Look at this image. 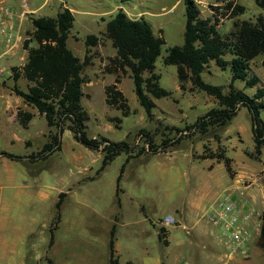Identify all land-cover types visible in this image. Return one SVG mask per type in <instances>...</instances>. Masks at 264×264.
Listing matches in <instances>:
<instances>
[{
	"label": "rangeland",
	"instance_id": "obj_1",
	"mask_svg": "<svg viewBox=\"0 0 264 264\" xmlns=\"http://www.w3.org/2000/svg\"><path fill=\"white\" fill-rule=\"evenodd\" d=\"M262 1V7H258L254 0H196L195 4L200 18H208L211 21L216 19L217 32L219 35H224L232 30V23L235 21L254 22L257 17L264 19V0ZM62 3L74 10L71 14L73 17L72 27L69 30L65 45L71 54L78 59H81L84 53L83 40L85 37L87 35L98 36L102 33L104 23L118 10L131 14L142 13V18L149 24L153 35H159L163 41L159 55L154 62V73L159 75V87L168 91L171 96L158 100L152 99L156 106L153 110L152 120L149 121L145 117L142 108L137 104L132 92L131 81L130 83L124 81L121 85L123 96L131 112L125 117H121L118 111L109 109L104 105L103 93L99 83L94 81L93 84L85 86L88 98L83 97L80 101L81 106L88 115L85 124L86 137H104L111 142L125 140L135 151L145 144V140L142 137L140 138L141 135H138L141 129L151 135L152 143L156 145L160 142L162 133L166 137L173 136V133L167 132L164 127L174 126L169 125V121L172 119L171 116H178L177 110L183 106L180 105L181 98H178L180 94L177 91L175 68L163 65L162 58L165 56L166 49L173 46L179 47L183 43L184 8L182 0H25V7L34 10V18L54 17ZM228 3L231 6L226 9ZM5 5L11 8L15 14L24 9L22 0H5ZM233 6L241 7L242 13L231 18V7ZM22 26L29 27L30 25L28 21H25ZM14 29L16 30V28ZM21 54L22 52L19 50V54L12 58L11 63L18 64V56ZM263 61L264 59L261 56H257L248 64V75H254L258 79V84L255 87H245L240 80H235L232 83L233 89L248 97H251L257 88L262 89L263 96L260 102L263 108L259 110V119L262 123H264ZM93 68L85 66L83 72L88 74L94 70ZM230 77L231 73L228 67L221 70L213 63H209L200 73L202 82L220 87L223 94L228 92ZM108 79L109 77H105L103 83H106ZM185 87L188 88V85L186 84ZM198 94L200 95H198L200 97L198 98L199 102L195 103L193 108L183 107V123L185 124L193 122L196 117L215 106L214 100L205 93L199 91ZM105 116L117 118L119 127L114 128L111 123L106 122L104 120ZM174 124L178 125V129L183 128V124L175 121ZM44 128V121L40 119L33 128L26 132H19V135L30 134L29 147L24 148L23 145L13 142L8 151L19 155L24 150L31 153L39 149L43 143L42 131ZM226 128L229 131L238 132L241 139V142L237 144L238 148L252 152L250 120L244 108H240L236 116L227 123ZM211 135L212 131L204 138H210ZM60 143L61 151L59 153H54L46 161L39 162L34 168L27 171L34 172V169H39L38 173H42V178L38 182L39 186L58 187L62 190L70 189L61 208V218L63 217L65 222L56 232L52 233L57 249L55 246L47 252L45 251L49 239L48 232L46 229L37 228L36 231L34 230L35 235L28 243L29 247L35 245V250L29 248L28 253L21 262L22 264H47L44 260L46 257L52 264H108V217L117 211V209L115 210L113 188L119 167L125 160V155L119 154L115 157L92 181L78 182L77 184L79 180L77 174L80 173L81 168L87 166L95 171L99 167L100 159L94 152L73 141L68 132H64L60 137ZM193 143V147L196 149L197 143ZM2 145L3 140L0 137V148L3 147ZM181 146L183 148L185 144L182 143ZM236 151L232 150L230 152L235 162L240 156ZM248 163L250 164V183L253 182L254 185H258L264 195V145L260 149L259 161H255L250 157ZM181 164H184V162H181ZM123 184L128 189L129 184L122 182ZM130 189L133 190V188ZM134 189L137 197L142 198V205L145 210L142 215L147 218V221L137 227L130 226L129 223L137 218V213L134 211L132 203L124 197L121 198L122 220H118L114 229V239L120 247L118 261L121 264H124V262L133 264H220L217 256H214L211 262L198 256L200 253L202 255L208 253L205 248H202L201 243L193 240L194 232L189 228L190 223L185 224L187 229L177 228L169 234L168 246H164L157 240L155 229L152 226L155 225L157 217H162L168 212L167 198L165 197H169L177 205L178 202L184 201V197H186L184 189H182V192L177 193L172 190L166 180H164L162 186H158V182L154 179H151L149 183L140 184ZM72 192L75 197H78V224L71 221V215H75L76 202V198L72 199ZM3 199L5 202L6 195L3 196ZM156 200L160 204L154 209L155 205H150V202ZM221 200L223 199L216 202ZM257 210L262 211L264 215V207ZM138 228H142L144 231L141 240L149 248L147 256L140 252V243H138L140 237L132 235V232ZM166 236L167 231L164 237L165 242ZM176 240L181 242L179 246L175 243ZM256 241L254 240L251 245H248L247 257H236L229 264H264V253L258 249ZM188 242H191L190 245L195 248L196 252L192 248V251L189 249ZM217 247L218 251L216 253L218 254L221 247L219 245ZM14 263L20 264V260L16 258Z\"/></svg>",
	"mask_w": 264,
	"mask_h": 264
},
{
	"label": "trees",
	"instance_id": "obj_2",
	"mask_svg": "<svg viewBox=\"0 0 264 264\" xmlns=\"http://www.w3.org/2000/svg\"><path fill=\"white\" fill-rule=\"evenodd\" d=\"M196 0H182L184 8V26L181 46L166 49L162 64L173 66L178 89L184 91H201L215 102V107L182 129L164 127L173 136L166 137L164 133L156 145L152 143L148 132L139 130L145 140L143 147L133 151L132 146L125 141L111 142L104 137L88 138L85 134L87 114L81 107V86L84 83L82 70L88 64V56H83L80 61L66 48L65 42L72 27L73 17L69 10L60 8L54 17H38L30 19L31 31L26 32L22 41V49L26 51V58L22 66L11 67L10 78L13 83L22 78L26 87L20 90L15 84L11 91L44 118L47 128L53 129L49 134L48 142L41 149L28 156L29 161L44 160L60 148L59 136L67 130L72 138L83 147L99 151L101 160L96 173L100 172L119 154L125 155V160L120 166L116 177L115 195L118 194L117 184L125 163L141 154H154L164 152L177 145L183 139L192 135L204 136L208 131L224 127L239 108H244L249 115L250 131L252 135V152L245 155L259 159L260 149L264 145V123L259 119V110L263 108L260 99L263 91L257 88L251 97L233 89L232 83L240 80L245 87H255L258 79L247 73L249 62L261 56L264 59V19L257 17L254 22L235 21L232 30L224 35L217 32V21L200 18ZM258 7L263 6L262 0H254ZM230 3L226 5L229 9ZM242 13V8L231 7V18ZM105 39L114 49L113 58H108L104 67L106 73L114 76V84L104 87V102L107 106L115 108L120 115H129L126 100L116 89L120 75L128 73L132 82L133 93L138 105L142 108L145 117L150 121L153 118L155 105L152 101L169 98L170 93L158 85L159 75L154 73V62L159 55L163 44L161 37L154 36L149 24L143 18L129 19L121 11L115 12L104 24L103 32L98 36L87 35L83 40L84 47L89 48ZM33 44V46H29ZM87 52V51H85ZM227 57V59H225ZM209 63L223 70L230 69L231 77L228 92L223 94L221 88L202 82L200 73ZM264 63V61H263ZM189 87L186 88L185 85ZM19 120L24 125L30 118L29 115H19ZM114 126L118 119H110ZM0 156L10 160H20L18 156L0 152ZM197 159H214L221 161L228 174H230L229 159L224 157L222 150L209 151L205 146ZM63 194L58 195L55 203V217L52 229L59 219V208ZM117 202V200H116ZM51 231V230H50ZM166 231L157 230V240L164 246ZM114 227L109 231L108 264H118L113 250ZM258 249L264 253V219L262 220L259 235L256 241ZM51 264L50 262H48ZM124 264H131L129 262Z\"/></svg>",
	"mask_w": 264,
	"mask_h": 264
},
{
	"label": "crops",
	"instance_id": "obj_3",
	"mask_svg": "<svg viewBox=\"0 0 264 264\" xmlns=\"http://www.w3.org/2000/svg\"><path fill=\"white\" fill-rule=\"evenodd\" d=\"M0 3L5 4V0H0ZM22 7L24 9L18 14H14V17L10 24L12 38L9 44H6L4 38L0 36V137L3 140V147L0 148V152H6L8 154L21 158L20 160H10L6 157L0 156V264H15L14 259L16 258L20 260V264H22L21 260L25 258L26 254L29 251V248L35 250L36 246L32 245L29 247L28 243L30 242L33 235H35L34 230L36 231L37 228L46 229L48 232L49 239L45 248L46 252L56 246V244H54L52 233L56 232V230L59 229L65 222V219H63V217L61 218V208L70 191V189L62 190L58 187H48L46 185L39 186L38 182L42 178V173H38L39 169H34V172H27L34 168L37 164H39V162L41 163L46 161L54 153H59L61 151L60 137L64 132H68L69 134L70 132L67 130H63L61 132L59 136L60 148L58 151H55L44 160H28V156L38 152L41 147L48 142V136L49 134H53L54 130L47 128L44 118L40 116L35 111V109L26 106L22 102L21 98L16 96L11 91V87L14 84L20 90H25L26 87V83L22 78H18L17 81L13 83L10 78L9 71L11 67L18 68L22 66L26 58V51L22 49L21 44L25 39L26 32L31 31V26L23 27L22 25L25 21H28L30 25V19L34 18V10H30L25 7V0H22ZM60 8L69 10L71 14L74 12L73 9L68 8L63 3L61 4ZM123 13L129 19H138L139 17L142 18V13ZM14 28H16V30ZM29 46L31 47L33 46V44H29ZM19 50H21L22 52V54L18 56L19 63L14 65L11 63V60L19 54ZM85 53L89 58L88 64L85 66H88L90 68L94 67V70L90 71L88 74H86L82 70L84 83L81 86V99L83 97L88 98V94L85 89V86L87 84H93L94 81L99 83L100 89L103 93L105 86L114 84L115 76L104 71V67L107 64L108 58H113L115 55L114 49L111 47L109 41L102 39L98 41L97 44L93 47H89L87 49L86 47H84L83 56L85 55ZM83 56L81 59H79L80 61L83 59ZM84 75L87 77L86 79ZM105 77H109V79L106 83H103ZM124 81L130 83L131 80L128 73L120 75L119 82L116 84V89L122 94V96L123 93L121 85ZM177 91L180 94L178 98H181L182 100L180 105H182L183 107L193 108V105L199 102V92H182L178 89V84ZM104 105L109 109L116 110L115 108L107 106L105 102ZM183 107H180V109L177 110L178 116H171L172 119L169 121V125H174L173 127L177 128L178 125L174 124V121L183 124V127L184 125H188L183 123ZM239 110L240 108L238 109V111ZM130 113L131 112L129 110V114ZM18 114L21 116L27 114L30 116V118L24 125H22V122L19 120ZM113 118L114 117L105 116L104 120L108 123H111L114 128H118L119 123L116 125L117 127H115L114 123L110 121V119ZM40 119L44 121L45 128L42 131L43 143L39 147V149L31 153H27V151L24 150L19 155L8 151V148L13 144V142L23 145L24 148H28L30 144V134L19 135V132H26L30 128H33L35 126V123ZM226 125L219 129L210 130L212 131V135L210 136V138H204V136L208 135L210 131H208L204 136L195 134L189 138L183 139L177 145L168 148L164 152H158L154 154H141L137 157L130 158L125 163L120 179L118 181L119 185L117 184V196L115 195L116 181L114 184L113 196L115 210L117 209V211L113 215H110L108 217L109 231L112 225L115 229V225L116 223H118V220H122V197H124L128 202L134 205V211L137 213V218L133 222L129 223L130 226L137 227L142 225L144 221H147V218L142 215L145 213L144 206L142 205V198L137 197V193H135L134 188L138 187L140 184H144L145 182L149 183L151 179L156 180L158 182V186H162L164 184V180H166L173 191L180 193L183 191L182 189H184L186 192V197H184V201L178 202L177 205L173 202V200L169 199V197H165L167 198L168 209V212H166L165 215L173 214L176 222V225L174 227L167 230L165 246H168L169 244L168 237L172 231H175L177 228H182L185 230L187 229V227H185V224L190 223L189 228L194 232L193 240L201 243L202 248H205L206 252L208 253L204 255L200 253L198 256L210 262L214 256H217L219 260L220 255L223 252V248L220 245L219 240H217L216 238L217 232L203 219V217L211 211L216 201L220 199H227L228 201L238 204L242 211H246L250 208L260 209V207H264V195L261 189L258 187V185H254L253 182L250 183V164L248 163L250 157L245 155L246 153H250V151H246L240 147H237V144L241 142L239 134L237 131H229L226 128ZM73 141L75 140L73 139ZM193 142L197 143L196 149H194L193 147ZM76 143L79 144L78 142ZM182 143L185 144L183 148L181 146ZM204 146L211 152H215L218 149L222 150L224 157L230 160V174L226 172L221 161H216L214 159L196 158L197 155L201 154ZM232 150H237L240 155L237 162H235V160L230 155V152ZM89 151L94 152L98 159L101 160V154L98 150ZM255 161H259V159ZM181 162H184V164H181ZM100 172L96 173V170L92 171L91 167H82L80 173L77 174L79 179L77 181V184L78 182L92 181ZM122 182L129 184L128 189L124 187V184L122 185ZM130 188H133V190H131ZM59 194H63L58 211L59 219L56 223V226L52 229V224L55 217V203L57 202ZM4 195H6L5 202L3 199ZM75 198V215H71V221H75L78 224V197H75L72 192V199ZM159 204L160 202L158 203L157 200L154 202H150V205H155L153 207L154 209L158 207ZM160 218L161 217H157L155 225L152 226L155 229L156 234L158 230V221ZM109 231L107 239V249ZM142 234H144L142 228H138L132 232V235L140 237V240L138 241V243H140V252L144 256H147L149 248L147 244L141 240ZM175 243L179 246L181 242L179 240H176ZM188 243L190 247L188 248L191 250V242ZM217 245L221 247V251L218 254L216 253L218 251ZM194 249L195 248H192L193 251H195ZM113 250L117 259V263L121 264L118 261V252L120 250V247L114 239V236ZM36 256L38 258L37 254ZM44 260L47 264H49L48 262L52 264V262L46 257L44 258Z\"/></svg>",
	"mask_w": 264,
	"mask_h": 264
},
{
	"label": "built area",
	"instance_id": "obj_4",
	"mask_svg": "<svg viewBox=\"0 0 264 264\" xmlns=\"http://www.w3.org/2000/svg\"><path fill=\"white\" fill-rule=\"evenodd\" d=\"M14 14L11 8L0 3V36L6 44L12 38L10 24ZM203 219L217 232L216 238L223 248L220 264H229L236 257H247L248 245L257 240L264 215L254 208L242 211L238 204L223 199L216 202ZM175 225L173 216L169 214L158 221V227L164 231Z\"/></svg>",
	"mask_w": 264,
	"mask_h": 264
}]
</instances>
